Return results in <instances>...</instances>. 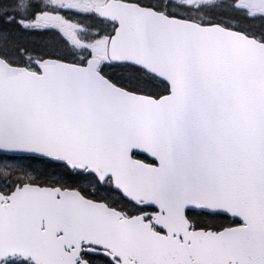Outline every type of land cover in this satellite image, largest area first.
Returning a JSON list of instances; mask_svg holds the SVG:
<instances>
[{"label": "snow or ice", "instance_id": "obj_1", "mask_svg": "<svg viewBox=\"0 0 264 264\" xmlns=\"http://www.w3.org/2000/svg\"><path fill=\"white\" fill-rule=\"evenodd\" d=\"M0 264H264V0H0Z\"/></svg>", "mask_w": 264, "mask_h": 264}]
</instances>
